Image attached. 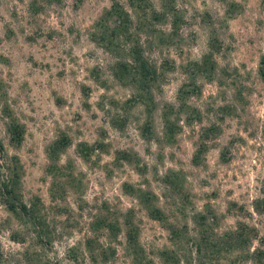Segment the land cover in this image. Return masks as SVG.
<instances>
[{"label": "rangeland", "instance_id": "374dc122", "mask_svg": "<svg viewBox=\"0 0 264 264\" xmlns=\"http://www.w3.org/2000/svg\"><path fill=\"white\" fill-rule=\"evenodd\" d=\"M134 3L0 0V141L35 211L0 196V264H256L264 251V0ZM112 5L157 67L145 81Z\"/></svg>", "mask_w": 264, "mask_h": 264}, {"label": "trees", "instance_id": "16d2710c", "mask_svg": "<svg viewBox=\"0 0 264 264\" xmlns=\"http://www.w3.org/2000/svg\"><path fill=\"white\" fill-rule=\"evenodd\" d=\"M143 1V0H140ZM130 4L134 9H140V7L135 6L134 0H130ZM137 12V11H136ZM152 13H158L159 15H164L163 11H159L155 8H151ZM107 14L116 15L118 18L117 27H125V39L126 42L124 44V49L127 50L129 59L132 62V65L128 61H124L121 64V67L127 69L128 65H131L136 73L141 76L143 81L146 80V76L151 73L156 72V65L152 62V60L148 59V56L145 55L144 49L140 40L134 38L136 33H133L130 27H126L130 22V16L128 12L123 11L119 6L112 5L111 8L107 11ZM127 22V23H126ZM127 32V34H126ZM152 69V71H150ZM260 74L264 79V69L260 70ZM144 76V77H143ZM166 121V126L170 122L167 117H164ZM9 122H7V131L10 135V139L19 144L23 137V126L17 121L14 117H9ZM20 179H21V164L16 155H9L5 153L3 145L0 141V196L1 202L12 212L19 214H26V216L34 217L35 211L33 207H30L27 203L24 202L23 197L20 192ZM150 214L155 219H161L162 213L160 209L153 208L150 210ZM100 226H104V228L108 229V231L114 233L118 229L119 225L117 219L105 218L99 223ZM102 224V225H101ZM125 226V237L129 246L135 248L138 244L137 231L133 228L132 223L129 221H124ZM119 227V226H118ZM232 233L236 235L237 240L243 243H249L252 239L253 235H249V237H245L242 235V230L239 228H235ZM252 236V237H250ZM255 238V237H254ZM89 242V241H88ZM242 243V244H243ZM264 255V251L260 248H254L252 256L256 264H261L262 256Z\"/></svg>", "mask_w": 264, "mask_h": 264}]
</instances>
